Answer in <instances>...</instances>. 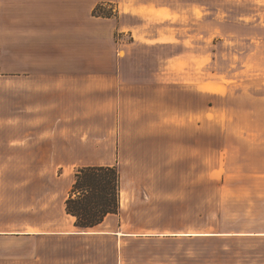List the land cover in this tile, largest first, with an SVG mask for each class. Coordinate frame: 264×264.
<instances>
[{
    "label": "crops",
    "instance_id": "obj_1",
    "mask_svg": "<svg viewBox=\"0 0 264 264\" xmlns=\"http://www.w3.org/2000/svg\"><path fill=\"white\" fill-rule=\"evenodd\" d=\"M145 1L0 0V189L11 190L5 198L29 201L13 212L23 215V228H0V239L9 242L7 264H129L126 254L139 246L117 241L133 235L124 224L135 214L133 205L146 190L152 198L174 189L177 127L193 125L190 110L177 109V92L207 90L201 81L194 88L186 84V69L177 68V62L187 56L168 54L157 67H126L131 54L118 34L134 37L132 44L170 46L176 41L170 27L150 33L143 24L93 14L106 2L125 7V15L142 23L160 12L174 14L170 7ZM206 122L207 106L200 107L194 125L201 131ZM183 159L185 154L179 155L178 163ZM86 166L120 169V211L80 229L65 204L72 175ZM9 174L21 180L14 182ZM49 199H58L59 217L48 216L47 206L35 217L26 216L33 200ZM65 215L73 221L71 229L46 223ZM31 217L41 223L31 224ZM105 237L116 243L97 245ZM35 239L55 244L32 251L27 244ZM97 252L109 253L111 260Z\"/></svg>",
    "mask_w": 264,
    "mask_h": 264
},
{
    "label": "rangeland",
    "instance_id": "obj_2",
    "mask_svg": "<svg viewBox=\"0 0 264 264\" xmlns=\"http://www.w3.org/2000/svg\"><path fill=\"white\" fill-rule=\"evenodd\" d=\"M154 1L170 7L172 17L160 12L142 23L125 15V7L99 4L115 21L143 24L150 33L168 26L176 34L170 46L132 44L134 37L118 34L131 54L126 67H157L168 54L187 56L177 62V68L186 69V84L194 88L201 81L207 91L199 94L192 89L183 92L184 97L177 92V109L185 105L193 125L177 127V163L170 175L175 187L169 195L167 190L152 198L147 190V195L141 194L132 207L135 214L124 223L133 235L117 243L139 246L126 254L129 264H264V0ZM204 106L207 122L200 131L194 118ZM182 154L185 159L178 163ZM78 169L71 175L75 177ZM8 176L21 180L17 174ZM10 191L0 189V228H23L25 222L19 220L23 215L13 212L29 201L5 198L3 193ZM43 206L51 209L48 216H60L58 199L33 200L26 216H37ZM33 217L31 224L41 223ZM72 222L66 215L57 223L46 221L63 230L71 229ZM115 243L105 237L97 245ZM8 244V239H0V264H7ZM42 244L55 243L35 239L27 245L36 251ZM97 255L111 260L109 253Z\"/></svg>",
    "mask_w": 264,
    "mask_h": 264
},
{
    "label": "trees",
    "instance_id": "obj_3",
    "mask_svg": "<svg viewBox=\"0 0 264 264\" xmlns=\"http://www.w3.org/2000/svg\"><path fill=\"white\" fill-rule=\"evenodd\" d=\"M98 5L93 14L111 18V11ZM120 173L115 166H86L78 169L66 200V213L75 218V226L90 229L110 214L120 211Z\"/></svg>",
    "mask_w": 264,
    "mask_h": 264
}]
</instances>
